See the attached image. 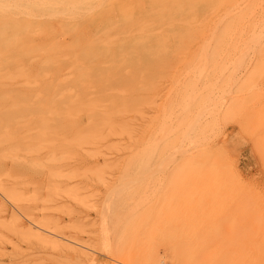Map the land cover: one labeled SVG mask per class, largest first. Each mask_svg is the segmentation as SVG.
<instances>
[{
    "label": "bare ground",
    "instance_id": "1",
    "mask_svg": "<svg viewBox=\"0 0 264 264\" xmlns=\"http://www.w3.org/2000/svg\"><path fill=\"white\" fill-rule=\"evenodd\" d=\"M166 80L173 87L163 93L161 120L143 138L135 118ZM262 80L264 0H0V204L6 199L17 206L12 215L29 217L22 223L29 233L93 264H161L155 238L165 239L169 230L176 238L174 227L132 218L115 230L112 251L101 252L20 210L29 199L11 182L25 172L44 174L51 164L83 161L92 157L84 154L88 146L126 135L124 177L170 173L229 179L239 187L231 254L220 241L224 226L202 224L195 249L171 244L173 264H264V193L253 195L256 183L244 184L236 162H225L214 144L225 98L237 87L225 112L244 123L239 133L261 132L264 155ZM173 116L176 125L169 123ZM185 147L193 151L169 170L174 150ZM7 160L16 165L13 174L4 168ZM54 166L49 177L63 176Z\"/></svg>",
    "mask_w": 264,
    "mask_h": 264
},
{
    "label": "rangeland",
    "instance_id": "2",
    "mask_svg": "<svg viewBox=\"0 0 264 264\" xmlns=\"http://www.w3.org/2000/svg\"><path fill=\"white\" fill-rule=\"evenodd\" d=\"M248 68L246 64L238 71V79L245 77ZM161 87L162 92L156 100L142 106L135 118L143 138L148 125L161 120L167 98L163 93H167L173 84L166 80ZM258 90L264 92V80L259 83ZM239 94L235 87L225 98L227 102L219 115L220 133L213 137L214 144L225 162L228 161L230 166L236 162L244 184L256 183V187L252 186L253 195L255 192L262 194L264 155L259 147L261 132L254 135L248 131L239 133L244 123L239 118L227 117L225 112L227 104L235 102ZM169 123L176 125L174 116ZM234 132L239 134L236 143L232 142ZM223 142L230 147L225 148ZM130 143L126 135L113 136L104 144L93 148L88 146L84 154L92 157L87 156L83 161L72 158L55 166L51 164L44 168V174L25 172L19 178L11 177L16 192L29 199L18 207L29 212L35 221L105 253L112 251L115 230L132 218L138 224H162L168 230L174 227L176 238L170 230L165 239L155 238L161 264H173L174 246L171 244L178 242L181 248L195 249L204 230L201 225L219 224L225 230V238L220 239L222 248L227 255L231 254L234 247L232 224H238L235 194L239 187L229 179L185 178L170 173L124 177L119 171L125 154L131 149ZM187 148L190 149L189 145ZM187 148L184 153L174 150L176 159L169 165V170L182 163L185 154H191L193 150L186 152ZM46 152V149L39 152L44 159ZM53 166L63 176L50 178L49 170ZM4 168L10 174L16 172V165L10 160L4 162ZM34 189L38 190L37 196ZM16 208L6 199L4 205L0 204V264H93L79 252L45 243L29 233L22 226L29 217L16 218L12 215ZM144 236L142 233L140 238Z\"/></svg>",
    "mask_w": 264,
    "mask_h": 264
}]
</instances>
